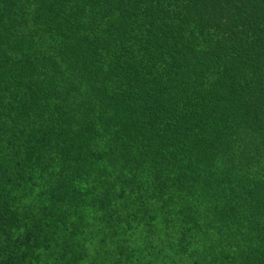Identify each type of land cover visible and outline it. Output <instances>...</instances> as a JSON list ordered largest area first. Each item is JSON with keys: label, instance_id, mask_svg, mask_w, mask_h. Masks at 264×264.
I'll use <instances>...</instances> for the list:
<instances>
[{"label": "trees", "instance_id": "1", "mask_svg": "<svg viewBox=\"0 0 264 264\" xmlns=\"http://www.w3.org/2000/svg\"><path fill=\"white\" fill-rule=\"evenodd\" d=\"M0 264H264V0H0Z\"/></svg>", "mask_w": 264, "mask_h": 264}]
</instances>
